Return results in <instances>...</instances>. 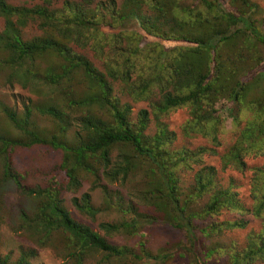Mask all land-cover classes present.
I'll list each match as a JSON object with an SVG mask.
<instances>
[{"label": "rangeland", "instance_id": "obj_1", "mask_svg": "<svg viewBox=\"0 0 264 264\" xmlns=\"http://www.w3.org/2000/svg\"><path fill=\"white\" fill-rule=\"evenodd\" d=\"M0 1L9 11V14L0 13V136L9 141L6 146L0 144L1 260L9 257V264H16L22 254L20 250L23 249L35 253L33 258L28 259V264H76L75 258L69 257L72 248L66 235L59 237L55 247L49 245L38 248L19 222L21 210L31 215L35 209V202L25 195L27 188L49 185L55 188L62 206L75 221L89 226L109 243L126 248L132 254H181L182 258L177 263L170 264H188L191 261L189 252L183 249L189 245L186 234L182 230L178 232L170 224L169 218L161 217L166 210L164 205L168 203L166 188L155 184L158 178L149 171L150 166L148 168L146 163L137 161L131 146L119 144L110 153L113 169L118 170L121 164L126 165L125 162H128L130 169L126 174L107 179L104 176L107 170L98 165L96 174L79 172L76 178L80 184H74L69 189L66 188L65 170L58 167L62 158L58 150L39 145L25 148L11 142L23 144L30 137L15 130L4 117L3 109L14 111L19 120L25 119V109H29L28 129L40 137L67 146L85 139L86 132L80 123L83 118L91 117L113 125L109 107L99 103H74L100 92L94 76L105 78L111 89L109 97L114 104L130 107V121L136 123L140 110L149 112L148 129L142 135L147 143L151 145L154 136L164 133L173 137L170 144L165 146L168 151H184L189 157H198V162L192 163V170H180L177 173L179 182L176 186L180 202H184L194 191V172L213 167L218 192L221 195H232L235 203L250 211L244 214L233 211L227 217H220V221L237 218L247 225L244 229L228 233L227 239H221L219 244L208 240L205 246H200V249L212 251V255L203 264H232L237 257L224 250L229 246V240L235 242L233 247L242 249L248 241L253 244L259 236L264 237V220L251 213L261 194H264V44L255 36L256 32L264 36V0H93L90 6L93 10L89 15L95 13L96 9L105 16L103 30L109 35L106 37L95 36L85 29L81 32L73 30L71 24L63 27L62 23L42 30V20L33 11L44 8L47 11L60 10L67 13V0ZM113 1L114 16L106 13ZM69 2L78 5L80 9L90 4H84L82 0ZM208 4L213 8L209 9ZM248 7H254L247 12L253 21L254 30L243 32L241 25L231 26V33L236 30L239 32L218 49V59L223 62L217 73L224 77L219 84H229L235 92L241 91L239 102L231 104L229 101L230 88L213 86L220 95L227 96L217 98L213 107L219 122L212 119L203 130L190 128L188 107L172 109L166 113L154 110L153 104L162 102L161 90L174 91L160 85L163 79L174 80L171 73L166 70L153 73V77L161 80L142 77L137 75V70L141 73L140 68L143 66L136 67L132 61L129 70H120L123 60L128 57L137 61L138 55L146 57L150 52L155 54L160 47L176 49L179 46L178 43L165 42V37L200 35L206 39L219 28L226 27L221 13L240 15V11ZM43 39L56 42L74 53L79 60L80 67H72L57 85H49L45 77L49 73L60 74L63 68L66 70V66H71L65 63L62 54L48 50L34 56L33 60L24 58L18 63L10 49V45L18 40L37 43ZM80 61L87 63L91 72L87 73ZM192 66L199 75L206 72L196 60ZM150 84H155V87L149 91L152 93L149 98L144 99L140 89ZM174 84L171 82L172 86ZM49 107L62 115V123L41 113ZM204 148L206 152H201ZM236 155L241 162L239 168L233 164ZM6 170L12 177H4ZM108 170L113 171L112 168ZM10 179L16 180L18 184ZM105 184L107 191L101 188ZM202 200L189 205L188 209H197ZM86 203L95 211L93 217L84 212ZM131 208L144 212L151 220L156 219L155 224L142 223L136 228L135 234H130L122 225L132 218L128 211ZM106 225L117 227L118 230L107 231ZM128 256L125 259L107 258L100 252L90 251L85 255L84 264L135 262L132 256ZM254 264H264V260Z\"/></svg>", "mask_w": 264, "mask_h": 264}, {"label": "trees", "instance_id": "obj_2", "mask_svg": "<svg viewBox=\"0 0 264 264\" xmlns=\"http://www.w3.org/2000/svg\"><path fill=\"white\" fill-rule=\"evenodd\" d=\"M82 2L84 4H90L80 9L78 5L72 4L67 0V13H62L60 10L47 11L44 8H39L33 11V14L42 20L40 22V28L42 30H46L57 23H62L63 27L71 24L73 30H78L79 32L85 29L95 36H109L103 30V25H105L106 22L105 16L98 13L96 9H94L95 13L89 15L93 10L90 8L93 0H82ZM111 4L112 7L108 9L106 13L114 16V1ZM207 6L209 9L213 8L210 4ZM216 6L219 5L217 4ZM72 8H74V10ZM252 8L254 9V7H248L245 10H241L240 15H235L230 12L221 13V17L226 21V27L219 28L212 36L206 39L200 35H194L192 37H165V39H163L165 42L178 43L179 46H176V49H164L160 47L155 54L150 52L146 57L138 55L139 59L135 57L137 61H135L133 57H128L123 60L120 70H129V63L132 61L135 63L136 67L143 66L140 68L141 73L139 69L137 70V75H141L142 77H153V73L164 70L168 71L169 74L171 73L174 76V80L172 81L157 79L155 76L153 77L156 80L163 81L160 84L163 88H171L174 90L173 92L161 90L163 93L162 102L154 103V110L159 113H166L172 109L188 107L191 115L189 121L190 128H196V131L203 130L212 119L216 123L219 122V117L215 115L216 111L213 107L217 98L227 96L225 94L220 95L213 86L230 88L228 98L231 100L229 101H231V104L235 101L239 102L241 91L235 92L231 89L232 87L229 84L226 86L219 84L220 81L224 80V77L217 73L221 62H223L218 59V49L222 43L235 37L236 33L239 32V30H236L231 33V26L241 25L243 32L247 30H251L252 32V30H254L251 16L247 13L251 11ZM0 13L9 14V11L5 9L1 1ZM255 36L264 44V36L262 34L256 32ZM141 42L145 43V41ZM10 49L11 52L16 55V62L18 63L24 58L33 60L34 56L48 50H53L62 54L63 60L66 61L65 63L71 66H66V70L63 68L60 74H47L45 80L46 83L51 86L59 84L60 80L69 74L68 71L80 67L78 64L79 60L76 59L74 53L64 49L50 39H43L37 43H23L18 40L10 45ZM176 50L177 52H175ZM181 50H183V52H181ZM172 55H175V58H172ZM179 59L183 61L184 59H188V61L184 63ZM195 60L197 63H200L202 69L206 71L204 74L199 75L196 73V70L192 69L193 61ZM169 61L170 63L166 64ZM80 64L84 65L87 73L91 72L87 63L80 61ZM94 78L100 88V92H98L97 95L87 97L83 101H74V103L77 105L99 103L109 107L111 118L114 121L113 125H107L91 117L83 118L80 120V123L83 131L86 132L85 139L73 146H67L53 139L40 137L35 132L28 129L27 124L30 118L29 109H25V119L21 120L16 117L14 111L3 109L4 117L8 119L15 130L30 137L29 141L23 144L16 141L11 142L25 148L39 145L58 150L62 156L58 167L65 170L64 175L67 179L66 188L69 189L74 184H80L76 178L79 172L96 174L99 169L97 168L98 165H101L103 170H107L104 172V176H106L107 179H115L121 173L126 174L130 169L128 162H125L126 165L121 164L118 170L113 169V167H111L110 153L111 149L115 148L116 145L125 144L131 146L137 161L146 163L148 168L150 166L149 171L154 173L158 178L155 184H161L163 188H166L168 203L164 205L166 210L162 212L163 215L161 217L165 216L169 218L171 221L170 224L175 227L178 232L182 230L186 234L185 237L188 239L189 245H185L183 249L187 250L190 254L191 261L189 260L188 264H203V261L212 255V251L210 249V251L200 249V246H205L208 240H211L214 244H219L221 239H227L228 233L244 229L247 225L245 221H241L237 218H226L220 221V217H227V215L231 214L233 211L244 214L249 210L247 211L241 204L235 203L232 195H221L218 192L217 176L213 167H205L194 172L192 175L194 191L186 197L184 202H180L177 195L178 188L176 186V183L179 182L177 173L180 170H192V163L198 162V157H189L187 152L184 151H168L165 146L170 144L173 137L167 134L165 135L164 133H159L154 136L151 145L149 142L147 143V140H145L142 135L148 129L149 112L147 110H140L137 114L136 123L130 121V107L128 105L118 107L116 103L114 104L109 97L111 89L107 86L105 78L103 76H94ZM171 82H175L174 86L171 85ZM154 87L155 84L143 87L140 89V94L143 95L144 99H147L152 94L149 93V91ZM147 93L149 94L147 95ZM41 113L53 117L60 123L63 122L62 115L53 107L46 108L42 110ZM7 143H9V141L0 136V144L6 146ZM200 151L206 152L205 148ZM239 160L237 155L235 160H233V164L235 163L238 168L241 166ZM7 166L8 163L6 164V167ZM109 168H112L113 171H109ZM50 175H52V172ZM6 176L12 177V174L6 170L4 177ZM10 180L18 184L16 180ZM101 188L107 191L106 184ZM25 195L31 201L35 202V209L31 215H27L21 210L19 222H21L22 228L26 233L31 235L38 248H46L49 245L55 247V243L59 240V237L63 234L66 235V239L69 241V245L72 248L69 257H74L76 264H84L85 255L90 251L100 252L107 258L114 257L125 259L129 255L135 260L132 264H170L172 262L177 263L182 258L181 254H174L179 257L178 259L172 254L157 256H151L148 253L132 254L126 248L109 243L89 226L75 221L70 213L62 206V200L59 199L57 192H55V188L52 186L47 185L43 187L37 185L28 187ZM200 200H202V203L197 209H188L189 205L198 203ZM128 211L132 218L130 221H124L122 227H125L130 234H135L136 228L141 226L142 223L145 225L155 224L154 222L156 219L151 220V217H147L144 212H140L138 209L134 211V209L131 208L128 209ZM84 212L91 217L95 215V211L88 206V203L85 205ZM251 213H253L255 217L264 220V194H261L258 203L253 206ZM105 229H107V231L118 230L117 227H112L110 225H106ZM227 244H229V246L224 250L237 257L236 261L232 264H254L264 260L263 236H259L253 244L252 241H248L247 245L242 249L233 247L235 244L233 240H229ZM20 251H22V254L16 264H28V259L35 256L33 251L27 250L26 252L23 249ZM185 256L187 257V255ZM0 264H9V257H5L3 260L0 259Z\"/></svg>", "mask_w": 264, "mask_h": 264}]
</instances>
